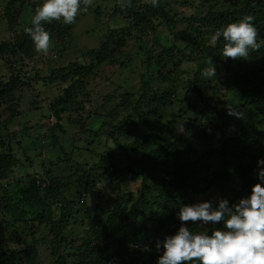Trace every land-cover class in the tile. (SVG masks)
I'll return each instance as SVG.
<instances>
[{
	"label": "trees",
	"instance_id": "16d2710c",
	"mask_svg": "<svg viewBox=\"0 0 264 264\" xmlns=\"http://www.w3.org/2000/svg\"><path fill=\"white\" fill-rule=\"evenodd\" d=\"M93 1L83 0L72 24L56 20L44 24L50 33L53 51L63 50L67 39H73V28L83 10L100 12L98 7H91ZM109 1L114 2L111 16L121 18L123 24L101 42L94 54V64L72 61L48 68L47 75L35 73L46 84L57 82L58 89V94L47 101L48 111L44 114L46 118L53 114L56 123L44 133L36 123L40 136L36 140L50 139L56 145L59 137L55 127L60 132L65 131L59 123L61 114L80 110L86 117L81 114L70 121L78 123L81 130L87 126L88 132L97 136L106 134L118 147V154L123 153L128 162L122 165L116 160L118 154L107 150L98 156L97 162H72L64 174L55 175L49 168L39 175L27 174V180L12 183L8 179L19 159L12 137H7L3 128L18 122L21 114L18 93L24 86L29 88L34 79L25 68V58L36 52L26 28L30 27L35 9L42 1L5 0L3 13L14 31V40L0 41V64L3 62L7 70L0 75V107L3 109L0 113V264L36 262L37 241L40 240L30 228L35 220L45 221L49 233H54L62 247L61 251L51 250L55 259L50 264H139L142 256L157 251V240L175 233L181 224L177 218L179 207L188 204L191 195L216 189L218 197L234 202L246 196L257 182L256 161L264 158V0L245 2L247 14L254 18L259 47L251 50L247 58L235 60L221 56L222 39L215 46L209 40L237 10L219 12L206 8L204 13L185 17L171 13L170 0H158L156 7L151 6L150 0ZM21 19L24 27L17 29L13 21ZM180 23H184V27L175 30ZM159 25L168 28L173 40L181 44L172 41L162 44L157 32ZM131 41L143 51L144 57L138 88L131 91L123 87L115 102L113 95H103L97 103L103 113L83 110L85 103L92 102L88 80L96 75L94 65L117 63L119 68L131 69L135 58L126 52ZM256 50L260 53L259 59ZM209 57L215 65L227 64L232 59L219 82L203 76L210 66ZM183 58L196 64L192 75L186 79L179 74ZM179 80L183 81V93L176 113L172 106L180 93H174L172 87ZM231 110L243 116L231 115ZM118 114H122V120H116ZM91 116L97 122L88 126ZM136 117L137 122L145 125L146 132L132 143H123L119 133ZM179 125L182 135H178ZM27 128L25 125L24 131ZM205 136L210 143L204 150L195 158H184L186 152L194 148V142ZM207 155L214 162H205V165H212L213 170L201 174L198 165ZM65 158L66 155L58 154L55 160L66 161ZM164 159L170 161V167L163 168L158 176L156 171ZM129 173L133 180L137 177L140 180L134 197L132 193H128L126 199L117 197L118 202L110 208L96 204L74 208L79 203L74 198L76 193L82 194L84 201L86 196L99 194L98 180L108 178V182L118 185ZM57 206L59 212L55 217ZM9 207L20 215H8ZM76 214H80L79 218ZM73 221H77L76 234L69 226ZM213 227L219 228L222 224Z\"/></svg>",
	"mask_w": 264,
	"mask_h": 264
},
{
	"label": "rangeland",
	"instance_id": "374dc122",
	"mask_svg": "<svg viewBox=\"0 0 264 264\" xmlns=\"http://www.w3.org/2000/svg\"><path fill=\"white\" fill-rule=\"evenodd\" d=\"M245 2L246 0H170V11L171 13H176L179 16L186 17L191 14L204 13L206 8H211L214 11L219 12H230L232 10H237V13L231 15V18H228V24L238 21L243 16L248 15V9H245ZM90 5L93 7V9L98 7L100 12L95 13L93 10L89 9L83 10V13L79 16V19L73 28V39H67L65 48L63 50L55 52L53 51L54 45H51L46 53L36 51L30 58H25V68L29 70L30 76H33L34 79L30 81L31 86L29 88L24 86L21 90V93H18L20 97L18 100V109L21 110V114L17 118L18 122L10 123L7 125V127L3 128V133H5L7 137H12L13 149L19 159V164L13 168L8 179V181H11L12 183L16 180H27V174L31 173L39 175V173H42L49 168L53 174L61 175L67 172V169L72 164V162H97L98 156L103 155L105 152L109 151L112 152V154H118L119 152L116 144L110 138H108L106 134L97 136L93 132H88L87 126H85L84 130H81L78 123H72L70 121L71 119H76L81 116V114L83 118L85 116L83 111L74 109L61 114V120L59 123L65 131L60 132L59 129L55 127V133L59 137L57 140L58 143L56 145H54L50 139L45 141L36 140L37 137H40L37 134L39 131L37 130L38 127L36 126V123L40 125V130L43 133L49 126H52L56 123V118L53 114H51L48 118H46L44 114L46 111H48L46 110L47 101L58 94V89L57 82L46 84L44 80L41 79V76H37L35 73L38 72V75H47L48 68L58 64L65 65L72 61L82 62L86 65L91 63L94 64V54L101 42L107 39L108 35L113 32L114 28L123 24L120 17V19H118L111 16V10L114 6L113 1L94 0L90 3ZM4 7L5 0H0V41L6 39L14 40V31L9 28L10 26L8 25V18L3 13ZM21 20L20 22L19 20L13 21L15 22L17 29H22L24 27V21L23 19ZM183 27L184 23H180L177 24L174 29L178 30ZM157 32L161 36L160 41L162 44H165V42L169 41H172L175 44L179 43L177 40H173L174 38L172 37L168 28L159 25ZM150 43L151 40L149 37L148 44ZM58 47L60 48L61 46ZM127 51L133 58H135L133 67L131 69L128 67L119 68L117 63H111V65H94V71L96 75L95 77H91L88 80L89 89L93 95L92 102L85 103L83 110L88 109L91 114H93L95 110H98L99 113H103L104 110L97 108V103L101 102L103 95H113V101L115 102L119 100L118 95L124 88L131 91L138 88L140 83L139 75L144 69V65L141 63V58H144L142 56L143 51L139 50L133 41H131V44L128 45L126 52ZM188 52V50L185 52L187 56L189 55ZM256 54L257 58L259 59L260 53H258L257 50ZM1 63L0 75H3L7 73V70L4 68V63ZM229 63H232V59H230ZM227 64H224L223 62H221V64H214L216 67V79L212 78L213 82H219L220 78L223 79L225 74L224 70ZM195 66V63L183 58L179 66V69L181 70V72H179L180 77L182 79H186L191 76ZM182 87L183 81L181 80H179L176 85L172 87V91H174V93H180L176 99L175 105L172 106V111L176 113L179 108L180 95L183 93ZM223 95H221V98ZM230 97L231 94L228 93L227 98L230 99ZM233 98L234 96H232V99ZM2 112L3 109L0 107V113ZM122 117V114H118L116 120H122ZM138 120L139 118L136 117L132 124H129L127 128L122 129L120 133L118 132L119 137H122L121 139L123 143H132L134 140H136V138H139L140 134H144L146 132L145 125L143 123L137 122ZM185 120H187V118H184V121ZM95 122H97V120L94 118V116H91L87 122V125L90 126ZM25 125L28 126L26 131L23 129ZM94 127H96L95 124ZM191 128H193V126H191ZM182 134L183 129L182 126L179 125L178 135ZM209 143L210 141L208 140L207 136L203 137L199 141H195L194 148L187 151L184 158H195L204 150L206 147L205 145H208ZM58 154L61 157L66 155V161L55 160ZM136 154L137 151L134 152V155ZM116 160L120 161L122 165H125L128 162L123 153L118 154ZM163 161L164 163L160 164L159 169L156 171L158 176H161L163 168H167L170 164L168 159H164ZM202 162H200L198 165V167L202 169L201 174H206L213 170L212 165L207 167L205 165V162H214L211 156L207 155L202 160ZM139 186V178L137 177L135 180H133L130 173L127 174L126 180L118 185L108 182V178H103L97 182V187L100 190L99 194L90 197L86 196L84 201L82 200L84 197L82 194L81 196L77 193L75 194V201H78L79 203H76L74 208L76 207L75 209H80L85 205L93 204L110 208L118 202L117 197L126 199L128 193H132V197H134ZM74 191L77 192L76 190ZM216 198H218L217 190L211 189L198 195H191V197L188 199V204L209 199L215 202ZM73 205H75V203H73ZM58 209L59 208L57 206V210L54 211L55 217L59 212ZM74 210L72 211L75 212ZM7 214L16 217L20 215L19 212L13 207L8 208ZM1 215L2 214L0 212V216ZM76 215L79 218L80 214ZM7 218H9V216ZM76 222L77 221H73L69 224L70 227L74 228L73 234H76ZM183 223L188 224L193 230L201 227L198 224H192V222ZM30 228L35 230L34 235L38 240H40V242L37 241L38 256L34 264H50L55 259V256L51 250L56 248V251H61L62 249V247L57 243V237L54 235V233H49L48 224H46V222L43 220L41 222L39 220L33 221ZM58 247L60 248L58 249ZM159 254L160 251L158 250L150 256L145 254L142 256L139 264H156V259Z\"/></svg>",
	"mask_w": 264,
	"mask_h": 264
},
{
	"label": "clouds",
	"instance_id": "9594fccd",
	"mask_svg": "<svg viewBox=\"0 0 264 264\" xmlns=\"http://www.w3.org/2000/svg\"><path fill=\"white\" fill-rule=\"evenodd\" d=\"M83 0H42L26 28L35 50L46 53L51 46L50 33L44 24L53 20L72 24L81 10ZM156 7L158 0H150ZM251 15L226 24L214 31L209 43L215 46L223 40L221 56L232 59L247 58L259 47L258 31ZM203 75L216 79V68L209 57ZM242 117L243 113L230 111ZM256 183L246 196L234 202L218 197L185 204L179 207L181 221L174 234L157 240L160 254L156 264H264V158L256 161ZM192 222L201 227L193 230ZM222 224V227H213ZM207 226V227H204Z\"/></svg>",
	"mask_w": 264,
	"mask_h": 264
}]
</instances>
